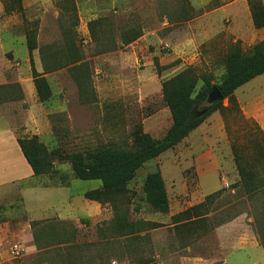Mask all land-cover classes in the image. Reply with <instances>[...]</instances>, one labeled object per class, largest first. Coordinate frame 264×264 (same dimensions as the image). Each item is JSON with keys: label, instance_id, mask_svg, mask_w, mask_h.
Masks as SVG:
<instances>
[{"label": "rangeland", "instance_id": "374dc122", "mask_svg": "<svg viewBox=\"0 0 264 264\" xmlns=\"http://www.w3.org/2000/svg\"><path fill=\"white\" fill-rule=\"evenodd\" d=\"M262 40L247 0H0V264H264V168L241 180L230 148L236 132L254 139L239 114L264 133V73L234 90L236 106L146 161L116 210L86 199L100 180L74 178L64 160L33 175L17 144L36 134L65 153L130 147L137 126L159 138L171 123L162 80L190 68L216 83L233 45ZM156 169L164 212L142 191Z\"/></svg>", "mask_w": 264, "mask_h": 264}, {"label": "trees", "instance_id": "16d2710c", "mask_svg": "<svg viewBox=\"0 0 264 264\" xmlns=\"http://www.w3.org/2000/svg\"><path fill=\"white\" fill-rule=\"evenodd\" d=\"M247 1L253 27H264V5L260 0ZM11 9L12 7H6L7 11ZM34 37V30H27L26 45L29 54L35 48ZM30 61L32 63L31 58ZM155 66L158 74L166 67L158 64ZM224 70V74L216 83H212L210 75L205 73L196 75L190 68L161 81L162 99L170 112L171 123L159 138L151 136L143 131L141 126H137L132 132L130 147H97L85 152L65 153L59 148L49 149L36 134L18 137L17 144L33 175H52L54 160H64L69 163L74 178L100 180L99 187L84 192L83 196L86 199L108 203L116 210L125 196L127 184L146 161L173 148L212 112L236 106L234 90L264 73V40L255 43L247 51L238 44L233 45L224 59ZM31 75L38 100L46 101L51 96L46 79L33 66ZM212 86L217 87L223 99H227L228 105L224 106L219 101L202 111L198 106L205 101ZM239 119L245 123L244 130L247 129L241 133L243 137L254 134V139L249 138L240 142L239 133L236 132L230 144L238 175L244 180L256 175L257 172L254 171L256 166L264 168V133L255 122L243 118L240 114ZM252 141L255 142L252 152L255 156L250 159L244 156V150ZM142 191L145 201L151 208L161 212L168 209V197L159 169L146 174Z\"/></svg>", "mask_w": 264, "mask_h": 264}, {"label": "water", "instance_id": "95a60500", "mask_svg": "<svg viewBox=\"0 0 264 264\" xmlns=\"http://www.w3.org/2000/svg\"><path fill=\"white\" fill-rule=\"evenodd\" d=\"M223 99L222 95L220 94L219 90L216 86H212L211 89L208 91L205 101L203 102V110L205 111L208 109L213 103L219 102Z\"/></svg>", "mask_w": 264, "mask_h": 264}, {"label": "crops", "instance_id": "0c3cea01", "mask_svg": "<svg viewBox=\"0 0 264 264\" xmlns=\"http://www.w3.org/2000/svg\"><path fill=\"white\" fill-rule=\"evenodd\" d=\"M195 129H196V128H195ZM193 131H194V130H193ZM185 138H186V137H185ZM185 138H184V139H185ZM18 151H19L21 157L23 158V160L25 161V163L27 164L28 169L31 170L30 167H29V165H28V163L26 162V160L24 159V157H23V155H22V153H21V151H20V149H19V146H18ZM31 172H32V171H31ZM260 250H261V248H260Z\"/></svg>", "mask_w": 264, "mask_h": 264}]
</instances>
